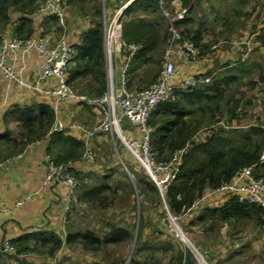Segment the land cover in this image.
Instances as JSON below:
<instances>
[{"label": "trees", "instance_id": "obj_1", "mask_svg": "<svg viewBox=\"0 0 264 264\" xmlns=\"http://www.w3.org/2000/svg\"><path fill=\"white\" fill-rule=\"evenodd\" d=\"M173 1H179L184 7L188 5V0H165L167 5ZM88 3L92 6L93 27L83 32L79 43L73 45L74 54L70 60L67 84L77 94L98 98L106 91L104 30L99 21L101 18L98 9L99 0H69V4L78 7ZM12 6L20 12H30L27 14L29 18L36 10L33 0H0L1 24L7 22L8 8ZM157 14H159V7L156 0H134L122 15V20H125L121 25L122 41L141 47L129 64L125 82L127 89H130L132 80L136 78V72L144 66L147 68L146 75L150 77L149 85L145 89L156 81L161 70L160 58L164 53L167 34L161 30ZM128 19L131 20L128 21ZM26 22L21 25L24 30L31 32L26 26L31 21L26 19ZM190 23L191 21L185 19L177 23L176 28L183 37L189 38L198 47L199 33L190 37V32L185 28ZM30 32L23 37L31 36ZM13 35L18 36V28L14 29ZM257 40L264 47V34ZM198 49L200 50L199 47ZM241 64L233 67L239 75H212L211 73L204 75L205 78H211L209 83L197 85L186 92H178L173 100L159 104L149 116L148 126L151 129L149 148L155 160L168 161L174 153L185 149L177 177L164 193L166 205L174 216H182L183 212L201 197L205 189H215L228 182L242 168L254 166L255 176H262L264 163H258L264 151V128L261 125L250 126L242 134L234 130L228 132L222 129L210 130L203 143L197 144L193 141L197 133L214 119L221 106L227 103V91L232 86H240L244 76H251V71L255 69L258 71L259 80L264 82L263 70L260 66L246 67ZM250 84L254 86L252 82ZM230 98L228 97L229 100ZM238 108L239 101L234 100L233 107L228 110L230 120L236 119ZM10 119L16 122L20 141L12 138L8 129L0 132L1 161L22 152L28 144L42 140L47 141L46 152L55 166L80 161L84 151L83 143L53 131L55 116L46 105L37 104L9 109L3 114V124L8 123ZM54 151H56L55 154H53ZM71 171L73 173V170ZM146 177L143 174V178L137 182L141 193L144 196V192L151 191L161 204L158 190L145 181ZM109 189L106 186H98L83 190L81 200L85 204L94 202L104 204L105 194ZM263 218L264 212L261 208L246 202L240 203L231 198L220 208L202 210L195 219V223L191 224L203 225L207 221L231 224L242 221L252 222L255 227L263 228ZM128 237L125 230L119 229L112 231L104 240L109 238L111 242L119 243L127 240ZM63 243L65 245L80 244L85 250L97 251L104 241L91 232L68 235L64 242L51 232H30L9 241L15 256L36 253L48 258L54 257ZM172 250L173 257L165 264H184L186 258L191 255L187 251L177 250L173 253L174 249ZM10 257L9 254H0V264H7ZM131 263L137 264L136 261ZM138 264H147V262Z\"/></svg>", "mask_w": 264, "mask_h": 264}, {"label": "rangeland", "instance_id": "obj_2", "mask_svg": "<svg viewBox=\"0 0 264 264\" xmlns=\"http://www.w3.org/2000/svg\"><path fill=\"white\" fill-rule=\"evenodd\" d=\"M33 1L36 6V0ZM241 1L237 5L235 3L228 4L229 6L227 5L224 10L219 12L222 18L212 22L213 14L211 13L213 11L206 10L202 3L203 0H188V5L185 7L189 8L186 19L191 23L185 28L190 29V37L193 36L191 30L193 28H197L196 30L200 31L203 37L202 42L198 43L201 52L197 63L218 49L226 47L236 49L237 46L232 47V44L240 43V41L243 42V45L240 46L243 48V52L240 55H233L232 59L235 61H229L225 65L226 67H236L241 63L248 67L253 60L264 63L263 52L254 43L255 35L264 29V0ZM108 2L104 4L99 0L98 9L101 13L100 23L102 25L107 23L109 26L113 21V12ZM91 7L90 3L81 5V7L68 3L64 10L65 20L71 19L75 22L78 21L77 19H81V21L91 22L94 20L91 17ZM166 7L169 8L168 5ZM156 17H159L157 20L160 22L161 30L167 34L166 22L160 10ZM146 19L150 20L151 18ZM121 20L122 17L118 27H121L125 21ZM0 25L3 24L0 23ZM66 26L64 23V28L58 30L57 39L68 34ZM239 29H241L240 33H238ZM242 58L243 62H237ZM262 72L264 75V71ZM143 73L145 77L139 74L143 80L138 79V82H134L135 84L132 85V87H137V90L145 89L143 84L150 78L146 72ZM232 74L228 73V75ZM235 74L239 75L236 72ZM141 81L142 85L138 86ZM228 97H231V100ZM256 98H264V82L259 80L258 71L254 69L251 71V76L243 77L240 86H232L227 91V103L221 106L214 119L197 133L193 141L198 142L205 134H209L210 130L222 129L226 132L234 130L242 134L250 126L261 125L264 128V101H257ZM234 100L239 101V108L236 110V119L230 120L228 110L233 107ZM235 122L238 123L235 124L236 126ZM3 125L4 129L11 132L12 138L20 141L14 119H10ZM227 126L232 129H225ZM105 139L107 138L105 137ZM106 156L108 159H104L103 163L100 164L99 161H96L93 166L94 170L89 175L79 174L76 176L77 180L81 181L79 186L84 185L85 188L91 189L96 185H104L110 189L105 194L106 202H103L104 204L101 202L85 204L78 201L76 205H73L71 213V223L74 225L73 234L91 231L97 238H102L111 228L121 225L130 233V239L116 245H103L97 251L85 250L80 244L64 245L52 259L36 253L26 256H15L14 253H11L7 264H132L131 261H136L137 264L139 261L141 263L145 261L147 264H165L173 257L172 249H174L173 253L182 250L191 254L189 251L191 247L188 248L182 241L173 238L168 233L167 222L163 220L165 219V210L162 202L160 204L156 195L151 191L144 192V196L141 193L137 179L143 176L144 172L136 166L133 159L128 154L120 153L122 161L124 158L123 162L127 166V171H125L120 159L114 157L113 149L111 152L107 151ZM3 161L0 160V162ZM261 172L264 177V171ZM86 176L88 179L85 180V178L83 181ZM106 177H109L110 180H107ZM146 179L145 181H148L149 185L153 187L150 179L148 177ZM211 205H207L206 208H211ZM200 213L181 217L179 224L191 245L208 264H264V227L257 228L252 222L242 221L231 224L219 221H207L203 225L191 224L195 223L194 221ZM159 221L164 223L163 228L159 226Z\"/></svg>", "mask_w": 264, "mask_h": 264}, {"label": "built area", "instance_id": "obj_3", "mask_svg": "<svg viewBox=\"0 0 264 264\" xmlns=\"http://www.w3.org/2000/svg\"><path fill=\"white\" fill-rule=\"evenodd\" d=\"M105 4L107 0H101ZM134 0H129L113 14V21L108 26L103 24L104 47L106 52V91L98 98H89L75 93L67 84L70 60L74 49L64 37L53 40L49 34H36L29 37H5L0 33V80L5 83L6 93L13 86L33 89L46 95H51L59 102H77L91 107L99 116L97 124L87 131L88 137L100 134H109L116 147L117 156L124 165L117 144L124 147L134 163L144 172L158 190L165 210L167 231L175 239L182 241L195 259V264H208L194 249L186 234L180 227L181 217L196 215L200 209L217 202L219 199H236L238 202L249 203L261 208L264 212V177H256L254 166L242 168L226 183L202 194L187 208L182 216H174L169 211L164 193L177 177L185 149L174 153L168 161H157L150 153L149 139L151 129L148 119L155 108L164 102L173 100L178 92H186L197 85L210 82V77H187L176 79L174 56L188 62H196L200 57V50L189 38L183 37L176 28V24L184 21L188 9L183 7H166L165 0H156L159 10L166 22L167 40L162 57L161 70L156 81L146 89L130 91L126 88L125 74L133 56L141 49L136 44H126L121 39V27H118L120 15ZM69 0H36V10L33 18L55 19L59 29L64 28V10ZM166 7V8H165ZM116 20V21H115ZM58 29V30H59ZM116 32L114 33V30ZM174 46L178 48L174 51ZM33 53L39 60L38 81L50 84L49 89L39 90L36 86L26 85L21 74L23 67L20 64L23 56ZM119 61L121 81L115 83L114 59ZM133 125L139 137L135 138L123 129L124 123ZM71 130H80L81 127L73 124ZM118 142V143H117ZM94 160L91 152H85L82 161L90 163ZM79 163V162H77ZM77 163L55 166L50 162L44 185L50 183L61 184L66 187V209L76 205L79 201L77 191L80 182L73 176L72 171ZM259 164L264 163V154L259 157ZM21 203L16 204L20 207ZM6 210H4L5 212ZM1 213V209H0ZM11 254L14 250L9 243L0 244V254Z\"/></svg>", "mask_w": 264, "mask_h": 264}, {"label": "crops", "instance_id": "obj_4", "mask_svg": "<svg viewBox=\"0 0 264 264\" xmlns=\"http://www.w3.org/2000/svg\"><path fill=\"white\" fill-rule=\"evenodd\" d=\"M109 1V2H108ZM129 0H107L108 5L110 6L111 11L113 14L117 11L121 6L126 4ZM202 2L205 5L206 10H212L213 13V20L217 21L219 18H222L219 12L225 9V7L230 3H235L236 5L240 3L241 0H203ZM233 1V2H232ZM242 2V1H241ZM105 3V4H106ZM234 4V5H235ZM243 4V3H242ZM231 5V4H230ZM170 8L172 7H183L185 8L179 1H173L169 4ZM229 6V5H228ZM211 11V12H212ZM159 18V17H158ZM157 18V19H158ZM26 19L31 21L28 23L27 29L24 30V27L21 25L23 22H26ZM78 21L73 22L71 19L65 20L64 16V23L66 28L68 27V34L64 35L63 37L72 44L76 45L79 43L80 35L89 30L93 27V21L85 22L81 21V19H77ZM67 22V23H66ZM27 23V22H26ZM160 23V22H159ZM22 26V27H21ZM20 27V28H19ZM18 28V36L23 37L28 35L27 33L30 32V35L36 34H43L48 33L53 40H58L56 38V34L58 32L57 21L55 19H44L43 17L38 18H29L26 13L20 12L15 7L8 8V18L7 22L3 25H0V33L5 37L15 36L13 35L14 29ZM197 28L191 29L193 31V35L195 33H199L200 41L202 42L203 37L201 36V32L196 30ZM190 34V29H187ZM241 32L239 29L238 33ZM264 34V29H261L255 36L254 43L260 48L263 52V59H264V47L261 46L258 42V37H261ZM242 40V39H239ZM232 42V41H231ZM137 45V44H136ZM243 45V42L234 43L230 48L226 47L224 49H218L214 51L208 56H205L201 62L191 63L183 58L174 56L173 60L176 67V79H184L187 77H203L206 74L211 73L212 75H228V73H233L235 75V70L233 67H226L225 65L231 61L234 62L235 59H232L233 55H240L243 52V48L240 46ZM178 47L174 46V51H176ZM215 49V48H213ZM237 50V52H235ZM164 52V51H163ZM104 57H105V68H106V52L104 47ZM163 53L161 54L160 60L162 61ZM232 59V60H231ZM244 61L242 59H238L237 62ZM20 64L23 67V71L21 74V78L26 85L36 86L39 90L49 89L50 84H44L38 81V67H39V60L37 59L36 55L33 53H27L23 56ZM114 71H115V83L118 84L121 81L120 71L117 67L119 61L114 59ZM250 64V63H249ZM250 65H258L264 71V63H260L256 60ZM129 68V67H128ZM146 67L144 66L136 73V78L132 80L130 91H137V87H132L134 82H138V79H142V76L139 74L144 75L143 72H146ZM128 71V70H127ZM143 73V74H142ZM138 76V77H137ZM264 76V75H263ZM127 72L125 74V82H126ZM143 80V79H142ZM150 78L148 79V81ZM148 81L144 83L145 88L148 84ZM142 81L139 83L138 86H141ZM209 83V82H208ZM207 84V83H204ZM258 100L259 99L256 98ZM37 104L46 105L55 116V122L53 125V131L58 133H63L66 136L72 137L80 142L83 143L84 151L91 152L94 155V160L90 163H85L86 161H82V157L79 163L76 164L75 168L73 169V176L79 174L89 175V173L93 172V166L95 165L96 161L101 164L104 162V159H108L107 151L111 152L113 149L114 157L119 159L116 153V147L112 142L111 136L109 134H100L94 137H88L87 131L92 129L98 122L99 116L96 110L92 109L91 107L78 104L77 102H66L62 103L57 101L51 95L43 94L42 92L35 91L33 89H26L21 87L13 86L8 93L5 90V83L0 80V132L4 130V125L2 121L3 114L12 108H21V107H29ZM73 124H77L81 127L80 130H71L69 127ZM238 124L237 122L234 123ZM230 125V124H229ZM236 126V125H235ZM257 126V125H256ZM233 127V126H232ZM123 129L126 130L128 134L131 136L138 138L139 133L137 129L131 125L127 124L126 122L123 124ZM225 129L229 130L232 129L230 126L225 127ZM102 136V137H101ZM107 139H105V137ZM208 137V134L204 135L198 142L194 140L195 143L200 144L205 141ZM117 149L120 155L128 154L124 147L117 144ZM47 141H37L35 143L28 144L22 152L18 153L15 156H12L3 162H0V244L2 243H9V241L15 240L18 237L30 233V232H51L54 233L62 242L65 241V238L68 235H74L73 229L74 225L71 223V213L73 206L69 209H66L65 203V194H66V187L61 184L50 183L48 185H44L46 175L48 173V167L51 162V157L47 155ZM54 151L53 154H55ZM264 154V151H263ZM98 156V159H97ZM130 157V156H129ZM124 161V158H123ZM111 162V161H110ZM122 167L125 171H127V166L125 162ZM109 165V164H107ZM111 165V164H110ZM137 166V165H136ZM107 171H109L107 169ZM76 178V177H75ZM86 178V179H85ZM107 180L108 177H106ZM143 176H140L137 179L140 180ZM77 179V178H76ZM87 180L88 177H84L83 181ZM95 182V181H94ZM93 183V182H92ZM104 186V185H98ZM97 185L94 187H98ZM92 187V188H94ZM82 189V190H81ZM84 185L79 186L77 195L79 201L82 202V191L86 190ZM210 189H205L203 194H206ZM229 199L223 198L219 199L217 202L211 205V208H220L228 202ZM21 203L20 207H16V204ZM83 203V202H82ZM206 209L203 207L199 212ZM4 210H6L4 212ZM197 215V214H196ZM194 216V215H193ZM164 223L159 221V226L161 228L164 227ZM125 230L129 235L128 239H130V233L128 230L121 225L111 228L108 233L100 240L104 241L103 245H116L119 243H113L108 239L104 240L107 235H109L114 230ZM89 232V231H88ZM91 232V231H90ZM65 244L63 243L62 247ZM75 245V244H74ZM70 246V245H68ZM61 250V248H60ZM59 250V251H60ZM135 254V253H134ZM55 257V255H54ZM52 257V258H54ZM136 257V255H135ZM50 258V259H52ZM136 260V258H135ZM141 262V261H139Z\"/></svg>", "mask_w": 264, "mask_h": 264}, {"label": "water", "instance_id": "obj_5", "mask_svg": "<svg viewBox=\"0 0 264 264\" xmlns=\"http://www.w3.org/2000/svg\"><path fill=\"white\" fill-rule=\"evenodd\" d=\"M122 15H123V11L120 15V18L122 17ZM194 263H195V259L192 255L188 256L184 262V264H194Z\"/></svg>", "mask_w": 264, "mask_h": 264}, {"label": "bare ground", "instance_id": "obj_6", "mask_svg": "<svg viewBox=\"0 0 264 264\" xmlns=\"http://www.w3.org/2000/svg\"><path fill=\"white\" fill-rule=\"evenodd\" d=\"M116 32V29L114 30V33Z\"/></svg>", "mask_w": 264, "mask_h": 264}]
</instances>
